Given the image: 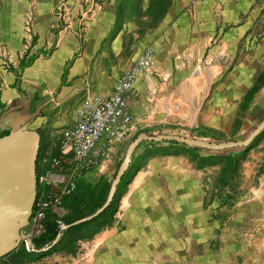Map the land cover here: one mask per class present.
<instances>
[{"label":"crops","instance_id":"0c3cea01","mask_svg":"<svg viewBox=\"0 0 264 264\" xmlns=\"http://www.w3.org/2000/svg\"><path fill=\"white\" fill-rule=\"evenodd\" d=\"M60 1L0 0V144L25 128V134L38 138L44 157L55 155L61 133L74 125L76 112L87 98L110 94L119 75L145 48L152 47L153 70L137 77L136 94L127 101L133 126L120 142L113 143L103 164L119 159L127 139L162 119L148 101L159 94L153 73L164 67L163 61L205 52L211 41L225 36L227 19L238 21L249 11L255 13V20L264 13V0H172L155 27L141 29L127 11L121 17L118 0H65V12L57 14ZM29 12L32 23L26 32ZM258 93L250 118L251 113L258 117L263 112L264 85ZM48 167L41 163L44 171ZM215 170L197 169L183 155L146 159L121 196L112 223L94 235L101 247L87 264H179L178 238L184 240L181 246H189L180 254L184 261L211 264L209 246L218 228L210 220L211 213L227 207L235 213L233 237L241 249L240 264L264 262V133L241 167L243 179L260 173L253 185L226 205L216 200L205 204ZM245 198L248 202L243 203ZM223 235H217L219 244ZM195 244L202 246L200 255L193 252ZM18 255L15 249L0 257V264H76L60 252L30 262Z\"/></svg>","mask_w":264,"mask_h":264},{"label":"rangeland","instance_id":"374dc122","mask_svg":"<svg viewBox=\"0 0 264 264\" xmlns=\"http://www.w3.org/2000/svg\"><path fill=\"white\" fill-rule=\"evenodd\" d=\"M59 12L57 5V14ZM27 16L31 17L32 23L31 13L29 12ZM229 16L232 17V13ZM254 16L255 13L250 14L248 11L246 14H242L238 21L237 19L236 21L227 19L225 36L215 38L216 42L211 41L205 52L179 55L162 62L164 67L153 73L160 87L159 94L156 95V99L152 96L148 101L151 108L155 109L157 113H161L162 119L148 123L144 127L146 129L144 132L149 135L181 134L212 141L242 139L248 135L257 122L264 118V107H262L263 112L260 116L255 117L251 113L252 118H250L248 115L253 100L257 98L258 92L263 86L254 94L245 111H241L239 108L247 90L264 69V13L255 20H253ZM260 17H262L261 20H259ZM240 24L243 25L242 29L239 27ZM26 32H30V30H26ZM217 125L221 127L218 128ZM25 130V128H21L19 133L17 132L7 139L8 143L5 145V142L1 143L0 152H3L4 155H16L22 173L20 175H34L37 196L39 187H41L37 182V177L45 172L41 168V158L45 155L42 154L36 135L25 134ZM15 138L20 139L23 144L26 143L22 150H19V146L14 144ZM129 142L128 139L124 142L120 150L121 154L118 156L119 159L114 162L103 164V161L109 158L112 152L114 145L112 144L108 154L101 162L87 170H80L75 176L76 188L79 179L91 184H95L101 177L112 180ZM146 147L147 145L142 143L137 153H142ZM45 158H49V155ZM217 170L211 173L209 188L212 186ZM260 171L246 179H243L240 173L238 190L243 192L245 188L253 185L256 180L255 175H258ZM246 201L248 202L247 198L242 199L243 203ZM63 211L66 214L65 207H63ZM210 220L214 221L218 227L213 231L215 238L211 240L209 246L211 264H240L242 261L239 260V250L241 249L239 245L235 244L233 237L235 232L233 229V220H235L233 208L214 210ZM224 227L225 235L222 236L224 241L219 244L217 235L223 234L221 230ZM178 239L175 242L176 252L179 255L178 263L201 264L197 260H183L184 258L180 254L189 246H181L184 240H180L183 238ZM100 247V240L93 236L90 239L79 241L75 253H60L68 254L67 256L74 258L76 264H87L100 250ZM252 247L254 252L258 251V247ZM245 248H247V252L252 251L249 244H246ZM193 252L195 255H200L202 246L193 245ZM33 260L35 259L30 256L26 258L25 262ZM247 263L250 262L247 261ZM254 263L264 264V262Z\"/></svg>","mask_w":264,"mask_h":264},{"label":"trees","instance_id":"16d2710c","mask_svg":"<svg viewBox=\"0 0 264 264\" xmlns=\"http://www.w3.org/2000/svg\"><path fill=\"white\" fill-rule=\"evenodd\" d=\"M118 1V12L121 17L127 11L129 15L134 16L138 20L141 29L155 27L163 19L172 2V0ZM263 85L264 69L257 75L253 85L244 95L239 106L241 111H245L248 108L250 100ZM262 133H264V129L245 147L218 151H211L201 147H190L176 141H143L139 143L132 154L127 170L116 187L112 201L103 211L87 221L68 226L63 230L62 236L57 241H54L57 233V215L47 211L44 220L45 230L40 237L33 240V243L36 248L42 246L44 243H50L49 248L42 252L28 251L24 242H22L16 248L19 259L33 257L34 254L36 256L33 259H38L52 252L75 253L76 245L79 241L92 238L96 233L112 223L118 209L119 200L125 192L128 183L134 174L144 166L146 159L151 156L184 155L197 169L217 166L218 170L213 179L212 186L206 191L205 204L216 200L221 205H226L234 201L242 193V191L238 190V177L241 175L242 163L247 157L248 150ZM135 137L136 135L133 139ZM142 143H145L147 147L142 153L138 154L137 150ZM110 183L111 180L104 177H101L95 184L85 182L83 179L77 180L75 191L63 198V207L66 208L67 212L62 215V221L65 224H71L73 221L93 213L106 200Z\"/></svg>","mask_w":264,"mask_h":264},{"label":"built area","instance_id":"2783aa9c","mask_svg":"<svg viewBox=\"0 0 264 264\" xmlns=\"http://www.w3.org/2000/svg\"><path fill=\"white\" fill-rule=\"evenodd\" d=\"M65 0L58 4V14L65 12ZM26 30L31 27V17L27 16ZM155 63V50L145 48L133 65L122 72L108 95H98L81 105L76 112V121L70 128L63 130L59 138L58 150L49 158L42 157L41 163L48 169L38 175L39 187L34 202V224L30 241L24 242L28 251L42 252L49 248L44 243L36 248L33 240L44 232L47 211L57 215V233L54 241L63 234L65 223L61 217L63 198L76 188L75 176L80 170H87L101 162L108 154L113 143L121 140L133 126L128 111V98L136 94L135 80L138 76L148 75Z\"/></svg>","mask_w":264,"mask_h":264},{"label":"water","instance_id":"95a60500","mask_svg":"<svg viewBox=\"0 0 264 264\" xmlns=\"http://www.w3.org/2000/svg\"><path fill=\"white\" fill-rule=\"evenodd\" d=\"M263 129L264 118L244 138L226 141H212L181 134L162 133L149 135L146 132H140L127 145L124 156L111 180L104 203L93 213L64 226L67 228L70 225L87 221L98 215L110 204L116 187L131 162L135 148L143 141H176L190 147H201L211 151H218L245 147ZM6 143H8V140ZM14 144L19 146V150H22L26 145V143L23 144L18 138H15ZM15 156L4 155L3 152H0V257L15 250L22 242H29L34 224L33 202L36 196L35 177L34 175H20L22 173Z\"/></svg>","mask_w":264,"mask_h":264}]
</instances>
